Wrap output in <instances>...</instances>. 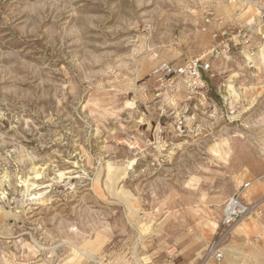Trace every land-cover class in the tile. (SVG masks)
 <instances>
[{
  "label": "rangeland",
  "instance_id": "rangeland-1",
  "mask_svg": "<svg viewBox=\"0 0 264 264\" xmlns=\"http://www.w3.org/2000/svg\"><path fill=\"white\" fill-rule=\"evenodd\" d=\"M240 14L264 0H0V264H201L264 181V22L204 74L209 106L152 73ZM223 251L264 264V214Z\"/></svg>",
  "mask_w": 264,
  "mask_h": 264
},
{
  "label": "built area",
  "instance_id": "built-area-1",
  "mask_svg": "<svg viewBox=\"0 0 264 264\" xmlns=\"http://www.w3.org/2000/svg\"><path fill=\"white\" fill-rule=\"evenodd\" d=\"M260 21L264 22V14L259 15ZM206 23L209 24L210 19H206ZM257 27L255 21L238 26L235 33L222 27L214 35L216 43L200 57L187 59L179 65L171 63L158 65L152 73L157 84V96H160L162 92L170 95L177 90L179 83H183L187 91L184 115L193 108L192 104L197 100L200 104L209 106L205 93L204 74L213 71L212 67L215 60L228 58L233 50L250 46ZM203 31H206V29H203ZM145 89L147 90V87ZM233 113L234 111L231 110V114ZM249 186L250 184L245 185L246 188ZM263 214L264 197L253 202L243 201L241 195L233 197L224 211L219 232L204 250L201 264L221 262L224 258L223 246L232 238L236 226L249 217H259Z\"/></svg>",
  "mask_w": 264,
  "mask_h": 264
},
{
  "label": "crops",
  "instance_id": "crops-1",
  "mask_svg": "<svg viewBox=\"0 0 264 264\" xmlns=\"http://www.w3.org/2000/svg\"><path fill=\"white\" fill-rule=\"evenodd\" d=\"M239 16L241 18H235L234 21H231L232 27H234V28L236 27L237 28L238 26L245 25L247 23L253 22L255 20V18H257L259 16V14H254L252 16L249 15V16H247V19L246 18L243 19L242 18V14H240ZM226 23H224V24H226ZM261 30H262L261 28H258L256 31H257V33H261L262 32ZM253 44H254V42L252 41V44H250V46H248L246 48L248 50H250L253 47L255 48V45H253ZM242 50L244 51L245 48H243ZM248 184H250V186L248 188L244 189V191L240 194L243 201H245V202H253V201L259 200V199L264 197V181H261V179H258V180H256V182L254 184H253V182H248ZM247 190H248V192H247ZM254 234H256V233H254ZM260 238L261 237H257L255 239V241H259ZM65 258H66V256L61 258V264H67V262L64 261ZM74 264H78V263H74Z\"/></svg>",
  "mask_w": 264,
  "mask_h": 264
},
{
  "label": "bare ground",
  "instance_id": "bare-ground-1",
  "mask_svg": "<svg viewBox=\"0 0 264 264\" xmlns=\"http://www.w3.org/2000/svg\"><path fill=\"white\" fill-rule=\"evenodd\" d=\"M85 252V251H84Z\"/></svg>",
  "mask_w": 264,
  "mask_h": 264
}]
</instances>
